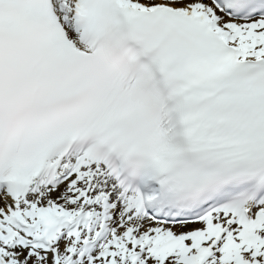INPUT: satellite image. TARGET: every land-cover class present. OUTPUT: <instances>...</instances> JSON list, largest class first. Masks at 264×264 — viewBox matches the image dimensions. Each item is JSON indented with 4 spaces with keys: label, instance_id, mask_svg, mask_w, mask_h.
<instances>
[{
    "label": "snow or ice",
    "instance_id": "6c2138e0",
    "mask_svg": "<svg viewBox=\"0 0 264 264\" xmlns=\"http://www.w3.org/2000/svg\"><path fill=\"white\" fill-rule=\"evenodd\" d=\"M0 264H264V0H0Z\"/></svg>",
    "mask_w": 264,
    "mask_h": 264
}]
</instances>
